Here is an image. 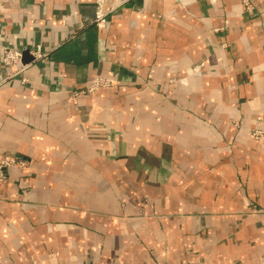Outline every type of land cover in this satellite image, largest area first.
Wrapping results in <instances>:
<instances>
[{"label": "crops", "instance_id": "0c3cea01", "mask_svg": "<svg viewBox=\"0 0 264 264\" xmlns=\"http://www.w3.org/2000/svg\"><path fill=\"white\" fill-rule=\"evenodd\" d=\"M0 0V264H264V0ZM41 50L44 58L33 57ZM32 51V52H31ZM26 82H22V78ZM115 81L93 95L74 90Z\"/></svg>", "mask_w": 264, "mask_h": 264}, {"label": "built area", "instance_id": "2783aa9c", "mask_svg": "<svg viewBox=\"0 0 264 264\" xmlns=\"http://www.w3.org/2000/svg\"><path fill=\"white\" fill-rule=\"evenodd\" d=\"M247 7L250 6L249 2L245 0ZM96 13H95V23L99 28L104 27L107 23L108 16L115 11L117 5H107V0H96ZM32 52V51H31ZM33 57L35 60L44 58L45 54L41 50H33ZM0 64L4 67L11 65H17L19 67L18 71L13 74L23 73L26 69V65L23 64V50L20 48H4L0 53ZM22 82H26V78H22ZM115 84V81L107 77H95L88 85L81 89L74 90L72 95L74 98H79L84 95H93L97 93L102 88H108ZM251 136L256 141L264 140L263 130H252ZM3 166H16L25 167L26 161L19 157L7 156L6 158L0 159V170ZM2 173L0 171V183L2 181Z\"/></svg>", "mask_w": 264, "mask_h": 264}, {"label": "water", "instance_id": "95a60500", "mask_svg": "<svg viewBox=\"0 0 264 264\" xmlns=\"http://www.w3.org/2000/svg\"><path fill=\"white\" fill-rule=\"evenodd\" d=\"M136 1H137V0H129V4L136 3ZM23 57H24V54H23ZM7 168H8L7 166H3V167L1 168V171H2V170L5 171Z\"/></svg>", "mask_w": 264, "mask_h": 264}, {"label": "rangeland", "instance_id": "374dc122", "mask_svg": "<svg viewBox=\"0 0 264 264\" xmlns=\"http://www.w3.org/2000/svg\"><path fill=\"white\" fill-rule=\"evenodd\" d=\"M260 142V141H259Z\"/></svg>", "mask_w": 264, "mask_h": 264}]
</instances>
